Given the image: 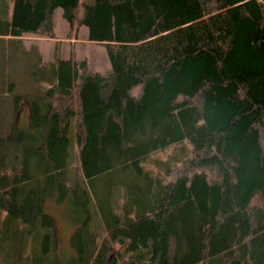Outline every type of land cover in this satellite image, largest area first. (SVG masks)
Here are the masks:
<instances>
[{"label":"trees","instance_id":"1","mask_svg":"<svg viewBox=\"0 0 264 264\" xmlns=\"http://www.w3.org/2000/svg\"><path fill=\"white\" fill-rule=\"evenodd\" d=\"M11 1L0 78L33 87L29 126L0 120V227L53 226L54 196L83 217L70 264H264V0ZM58 9L106 75L22 44Z\"/></svg>","mask_w":264,"mask_h":264},{"label":"rangeland","instance_id":"2","mask_svg":"<svg viewBox=\"0 0 264 264\" xmlns=\"http://www.w3.org/2000/svg\"><path fill=\"white\" fill-rule=\"evenodd\" d=\"M11 7V0H5L4 4L0 3V17H9ZM55 17V38L38 34H26L21 40L22 44L26 48L37 46L40 49L42 59L47 62L54 60L55 48L58 45L61 58L75 57L79 60H86L91 72H100L106 75L110 70V63L105 46L90 41L86 27H82L77 35L74 36L73 33L68 36L69 24L62 16V9L57 10ZM2 41L0 40V57L4 48L8 50L10 47L8 38ZM27 74L22 73L21 70L12 72V76L6 77L4 82L0 78V104L5 105L7 108V111L3 110V113L0 110V120L3 122L16 120L17 125L15 126L20 129H26L30 124V100L27 96H22L23 91L25 92L33 87V83L26 81L25 76ZM23 77L25 79H22ZM17 96L22 97L18 108L13 110V101ZM81 177L79 168L72 165L69 171L71 185L79 182ZM123 192L122 190L120 192V188H116L114 200L122 199ZM75 208V204L68 202V200L58 202L56 197L49 196L45 202L44 216L52 218L53 226L33 228L21 221H17L15 224H3V227L1 225L0 264H32L35 256L44 258V264H54V262L56 264H70V261L76 257L71 239L78 227L81 226V220L83 219L80 214L74 211ZM94 212V221H98V212ZM14 229L16 232L15 237L13 234ZM47 234H51L49 242L45 240Z\"/></svg>","mask_w":264,"mask_h":264}]
</instances>
